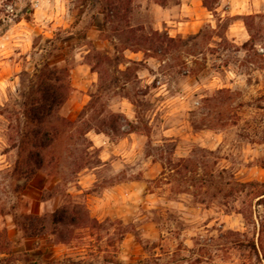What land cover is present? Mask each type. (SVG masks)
<instances>
[{
	"label": "rangeland",
	"instance_id": "374dc122",
	"mask_svg": "<svg viewBox=\"0 0 264 264\" xmlns=\"http://www.w3.org/2000/svg\"><path fill=\"white\" fill-rule=\"evenodd\" d=\"M106 1L0 0V152L11 150L0 161V248L11 217L28 251L10 258L18 264H264V15L241 19L249 42L240 47L224 34L234 19L219 0H198L213 17L184 39L161 28L179 0H115L116 18L101 13ZM45 63L60 71L65 97L42 165L57 183L40 192V210L23 105ZM83 63L97 80L69 120L63 105L83 98ZM145 69L149 86L135 75ZM117 103L131 120L113 112ZM88 130L118 140L133 171H104L105 184L83 191L77 174L97 162ZM128 133L141 136L131 147L119 141ZM52 244L64 246L48 257Z\"/></svg>",
	"mask_w": 264,
	"mask_h": 264
},
{
	"label": "crops",
	"instance_id": "0c3cea01",
	"mask_svg": "<svg viewBox=\"0 0 264 264\" xmlns=\"http://www.w3.org/2000/svg\"><path fill=\"white\" fill-rule=\"evenodd\" d=\"M179 1L180 3L178 6L175 19L167 22L168 25H161L162 26L161 28L165 30L171 38L177 37L184 39L190 34H195L203 24L210 23L211 21L209 19L212 18L213 16L210 11H207L203 7H200V3L198 0H179ZM219 1L223 2L224 4L223 8L218 7L214 9V11L223 9L222 13L226 17L234 19L227 24L226 30L224 32L225 36H227L229 40L235 45L243 47V45L248 42L249 35L241 19L243 17H248V16H256L260 14L264 15V0H219ZM130 61L131 62H129V64H132L133 62L136 63L139 62L140 60L131 59ZM75 72H79L80 85L78 84L77 86H79V89L82 90L84 94H83V98L69 99L64 103L62 116L69 120H72L74 118V116H72L71 113L73 109L76 108L81 109L87 106L90 96L89 94L86 93L90 92L89 90L93 87L92 84L95 83L97 80L96 74L85 63H83V65L81 66H78ZM135 75L137 79L141 81V83L145 84L144 86H149L151 84L150 79H147L146 77L151 78L153 77L152 76L153 74H151L148 70L145 69L138 71L135 73ZM162 87L164 86L160 85L157 88H153V90H161ZM75 93H79V91L77 92L75 91ZM120 99L126 101L125 98H120ZM114 103H116L115 100L113 101V104ZM130 111H131L130 109H126L124 108V106L120 107V105L118 104L113 112L121 114L126 119L131 120V118L133 117V112ZM83 137L87 138L89 142V148L96 150V158H97V162L95 164L83 166L79 174H77L76 183L81 189H83V191L90 188H97L105 184L104 177L101 174L104 171L117 172V170H119L118 168H123V170H126L128 173L133 171V169H131L128 165H125L123 163V160L120 157H118L121 155L118 153V150L115 146L118 140H112L111 138H109L107 134L96 132L94 130H88L85 134H83ZM140 138L141 136L138 134L128 133L124 135V137H122L119 141L124 143L127 147H131L132 141L140 140ZM128 152L125 151V154H127ZM10 153L11 150L1 151L0 161L6 158V156ZM2 167L3 165H0V169ZM46 172H47L46 169L41 167L39 170L35 172L32 179V181L37 179L42 181V187L37 191L39 195H37V199L35 200L33 199L34 202H37L40 210H43L46 204L45 201L41 200L40 192L44 190L46 187H49L57 183L54 177H51ZM109 178L110 177H108V179ZM130 183H131L130 181H125L122 183L116 182L115 184L111 183L112 185L109 186L108 190H105V192H102L99 196H97L101 198L99 199L97 198L96 200H94L96 204L95 208L97 209L99 207V203L100 201H102L100 199H103L108 194L114 196V193H111L113 192V190L120 187V185H130ZM21 198H24V196L21 195ZM58 207H55V209H57ZM102 215L101 217L97 215L96 218L103 219ZM7 218H9L8 220L10 222L6 226L9 230L8 231L9 237L7 241V244L9 242V245H5V248L3 249L0 248V264H18V261L16 260L12 261L10 260V258L18 253L28 252V251L26 249H23L21 246L23 242H25L23 237V231L19 229V227L15 224L14 221L11 220V217H7ZM3 226L4 224L2 223L0 218V232L3 229L2 228ZM53 236L54 235L51 234L49 235V238H52ZM35 237L36 238L32 239V242L36 244L37 247L35 248L37 249L36 252H41L43 250L42 238L40 235ZM61 245L63 244L60 245L52 244L51 246H49L48 257L57 256L59 254ZM41 264H45V263L42 262Z\"/></svg>",
	"mask_w": 264,
	"mask_h": 264
},
{
	"label": "trees",
	"instance_id": "16d2710c",
	"mask_svg": "<svg viewBox=\"0 0 264 264\" xmlns=\"http://www.w3.org/2000/svg\"><path fill=\"white\" fill-rule=\"evenodd\" d=\"M83 1L86 2L87 0ZM103 7L100 9L102 14L106 13L105 16L109 18L117 17L119 5L115 0L106 1ZM204 7L210 11L206 5ZM60 75V71L52 65L42 64L31 78L28 96L23 105L25 135L22 150L27 161L33 167L30 171L31 175L35 174L44 163L45 152L57 133L55 124L63 122L56 115V111L65 97ZM54 220L61 222V219Z\"/></svg>",
	"mask_w": 264,
	"mask_h": 264
}]
</instances>
